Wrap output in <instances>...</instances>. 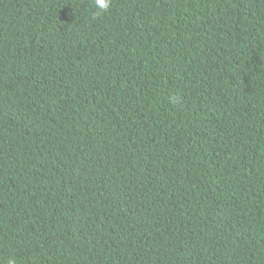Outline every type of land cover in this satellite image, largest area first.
Wrapping results in <instances>:
<instances>
[{"label": "trees", "instance_id": "1", "mask_svg": "<svg viewBox=\"0 0 264 264\" xmlns=\"http://www.w3.org/2000/svg\"><path fill=\"white\" fill-rule=\"evenodd\" d=\"M0 264H264V0H0Z\"/></svg>", "mask_w": 264, "mask_h": 264}]
</instances>
